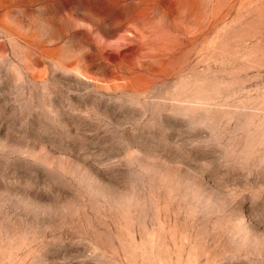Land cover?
Segmentation results:
<instances>
[{"label":"rangeland","instance_id":"1","mask_svg":"<svg viewBox=\"0 0 264 264\" xmlns=\"http://www.w3.org/2000/svg\"><path fill=\"white\" fill-rule=\"evenodd\" d=\"M0 264H264V0H0Z\"/></svg>","mask_w":264,"mask_h":264}]
</instances>
